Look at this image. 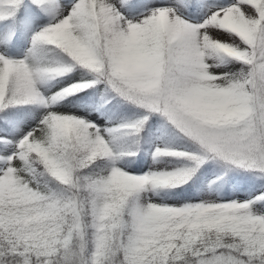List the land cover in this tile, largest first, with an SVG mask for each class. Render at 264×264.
Segmentation results:
<instances>
[{"label":"snow or ice","instance_id":"1","mask_svg":"<svg viewBox=\"0 0 264 264\" xmlns=\"http://www.w3.org/2000/svg\"><path fill=\"white\" fill-rule=\"evenodd\" d=\"M0 264H264V0H0Z\"/></svg>","mask_w":264,"mask_h":264}]
</instances>
